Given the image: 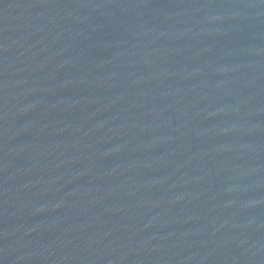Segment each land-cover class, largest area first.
Wrapping results in <instances>:
<instances>
[{
  "label": "water",
  "instance_id": "obj_1",
  "mask_svg": "<svg viewBox=\"0 0 264 264\" xmlns=\"http://www.w3.org/2000/svg\"><path fill=\"white\" fill-rule=\"evenodd\" d=\"M0 264H264V0H0Z\"/></svg>",
  "mask_w": 264,
  "mask_h": 264
}]
</instances>
